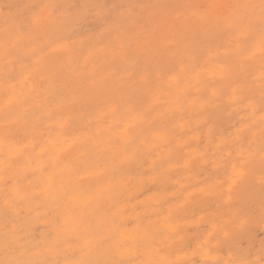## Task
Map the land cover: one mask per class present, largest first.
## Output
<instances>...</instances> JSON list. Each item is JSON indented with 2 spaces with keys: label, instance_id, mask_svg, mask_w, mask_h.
<instances>
[{
  "label": "rangeland",
  "instance_id": "1",
  "mask_svg": "<svg viewBox=\"0 0 264 264\" xmlns=\"http://www.w3.org/2000/svg\"><path fill=\"white\" fill-rule=\"evenodd\" d=\"M262 4L0 0V264H264Z\"/></svg>",
  "mask_w": 264,
  "mask_h": 264
},
{
  "label": "bare ground",
  "instance_id": "2",
  "mask_svg": "<svg viewBox=\"0 0 264 264\" xmlns=\"http://www.w3.org/2000/svg\"><path fill=\"white\" fill-rule=\"evenodd\" d=\"M233 5V4H232ZM238 8V7H237ZM252 74V73H251ZM107 134V133H106ZM108 135V134H107ZM111 136V135H110ZM66 219V218H65ZM84 224H86V223H84ZM99 224V223H98ZM103 225V224H102ZM101 231V230H100ZM99 239V237H98V235H96V234H90L89 235V237H88V239H87V241H89V242H93L94 240H98ZM135 244H138V243H135ZM47 250V249H46ZM106 254V253H105ZM108 254V253H107ZM105 255L106 256V259H108V256H109V254L108 255ZM103 261V260H102ZM66 262V261H65ZM85 263V262H84ZM83 263V264H84ZM104 263H105V261H104ZM108 263V262H107Z\"/></svg>",
  "mask_w": 264,
  "mask_h": 264
},
{
  "label": "snow or ice",
  "instance_id": "3",
  "mask_svg": "<svg viewBox=\"0 0 264 264\" xmlns=\"http://www.w3.org/2000/svg\"><path fill=\"white\" fill-rule=\"evenodd\" d=\"M262 17H264V4H262Z\"/></svg>",
  "mask_w": 264,
  "mask_h": 264
}]
</instances>
